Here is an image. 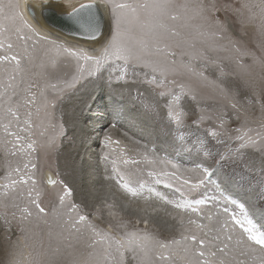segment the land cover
I'll return each instance as SVG.
<instances>
[{"label":"rangeland","instance_id":"374dc122","mask_svg":"<svg viewBox=\"0 0 264 264\" xmlns=\"http://www.w3.org/2000/svg\"><path fill=\"white\" fill-rule=\"evenodd\" d=\"M4 1L3 3L7 5L8 1L7 0L5 2ZM22 1L23 0H20V4H21V9L23 10ZM101 1L105 3L109 9V17L112 24V26L110 27L111 30H110V38H109L111 39L114 32V16L112 14L110 4H107L105 0H101ZM255 1L256 0H215L217 7L221 8V11L216 13L212 17V19L214 21L218 17L223 27L222 28L217 27L213 23L212 29L219 31L222 35V39L217 38L215 40H212L209 37L198 35V32L200 31L206 32L209 30L208 25H204V27L202 28H197L198 25L204 24V22L199 18L193 19L189 22L191 25L190 32L194 36L192 40L189 41L182 40L179 36L172 38L170 37V40L172 42H179L180 44V47L175 48V51L177 52V55L175 57V59L177 60V66H179V63L181 61L187 63L191 59V57L188 55L181 56L180 55L181 52L195 53L197 55V58L191 60L192 64L197 70H202L205 73V75L208 77V80H202L182 70L179 72V74L176 75L170 74L168 76L169 80L174 79L177 82V84L183 83L187 88H190L197 96V99L195 101H193L190 98V96H184L182 98L180 106L181 108H183L185 112V116L183 117L182 127L178 128L177 126H175V123L170 121L167 117V110L164 107V105L167 104L168 97H164V98L159 97L158 92L160 91V89H154L152 86L143 83L145 79L144 77L145 73L148 72L149 70L147 71V69L143 68L139 64L130 65L126 77V80L128 81L125 80V81L117 82L118 85L124 87L126 91L130 93L132 100H130L129 103L132 104V102H135L136 108L133 109L134 110L133 118L141 117V115L144 114L143 111L145 112L148 111L149 113L147 114L148 119L150 118L149 123H151L152 120L155 121L151 123V126L152 125L154 126L155 124V128L157 130L156 132L159 133L157 134L154 132L153 134V132H151L148 133V137H146L145 140L137 139V141L143 146V148H140L135 146L132 147L126 140L123 139L120 140V138H116L114 136V133L110 129L108 130L106 129V132H108V134H105L103 139L105 140V136H110L112 138V141L114 142L119 141V143L118 144L112 143L111 146H108L106 148L105 142L102 139L100 142L101 144L95 147L96 151L97 150L101 151V153H102V148H105V151L102 154L108 152L109 157H112V159H115L119 163H121V161L124 158H130V159L134 158L137 161L139 160V163L134 165L133 164L124 165L123 163H121L122 171L125 172L126 174H130L133 181H136L138 179L148 180L150 186L155 189V192L161 194V196H157L155 195V193H149L148 189H145L142 196L132 197L131 195L127 194L123 189H121L119 186L118 187L114 185L111 186V189H114L115 193L118 192L116 194L120 198H122L121 196L123 195L125 199H128L127 205L128 203H130L129 205H131L130 213L127 212L128 208H125L123 212L118 208H111L117 211L115 212L114 210H111L106 206L107 204L110 203V201L112 203L114 201H117L118 200L117 198H116L117 200L113 198L111 200H102L101 202L103 204L100 202L102 205H99L100 203H96L97 201L93 200V202H91V206L93 207L92 209H96L102 206L103 210L102 212H98L95 210L90 211V209L87 208V204H85L86 200L89 199L87 198V196L95 186H99L100 188L101 185L103 186L106 185V181L104 180V178H66L65 179L62 176L65 174H62V169L60 168L61 167L60 159L63 156L64 152L66 151L67 147L71 146V148L73 149L78 146L77 134L80 131L79 130L80 127L77 126V129H75L74 127L71 126L72 127L71 133L69 132L68 126L71 124L68 119H70L71 117L72 120V118H74V112H77L78 109L75 110L74 108L71 113L70 112L71 110H69L70 108L67 105H69V103L71 105L72 101L78 100V97L81 94L80 90L83 87H85V85L89 82L88 80L91 79V81L93 82H98L97 80H100V78L103 77L102 71L103 72L106 71L104 73L105 75L107 74L106 77L109 78L108 76L112 74L110 72H112V68H113V65L111 63L106 64L107 65L106 68L104 66V68H102L103 70L101 69V71L97 74V76L91 77L87 80L82 81L83 83L81 82L80 84H77V86L74 88L75 89L74 91L73 89L65 90L64 88L65 83L71 82L73 76L77 74V59L69 55L67 52H65L64 48L67 47L77 51L83 49L84 51L88 52L90 55H100L101 53L100 51L105 47V45L108 44L110 40L108 39L107 40L108 42H106L102 46H99L100 48L99 47L92 48L89 45L79 46V47L76 45L75 46L70 45L69 43H66L67 44L66 45L65 43H61L57 40L51 39L48 36H46L47 39H44L43 37H45V35L41 34V32H39L35 28V26L29 21L26 14L24 13V10L23 13L25 19L33 26V28L36 29V32L40 33V35L37 36V34H35L36 32L33 33V31L31 32L29 28L24 27L22 24L19 25L20 23L19 21L13 23L10 20L3 19L2 17L11 14L9 13L10 10L8 8H5V12L0 14V20H1L0 25H3L7 29V31L4 32L5 34L3 33V38L8 36L12 37L11 35L14 34L12 38H14L15 41L11 42V44L12 45H15L16 43L17 44L15 47L14 46L12 47L13 50L11 49L12 52L11 51L10 52L11 53L14 52L15 54H18L22 57L21 69L23 71H25L26 68L28 70L29 69L28 67L31 68L30 71H33L34 69V71L30 73V75H28L30 71L27 72L26 70V72H23L22 76L18 75L16 77V82L14 81V83L19 84V88L16 89V91L18 92V96L16 99L14 98L15 102L19 101L22 104V100L19 99L18 97L19 95H21V97L24 95L22 89L29 82L37 85V87L32 89V91L35 89L34 92H37V96L39 95V89H40L39 85L41 84V88H42L48 82L51 81L52 82L48 84H54L55 81L57 82L60 81L61 84L56 82L57 83L56 85L58 89L64 88L63 91L65 93L62 92L61 94L57 91L52 92L54 90L48 88L46 90L45 95L47 94L46 95L47 99L49 97L48 99L49 102L55 100L56 107L53 108L49 103V107L46 110L43 107L41 108V112H40L41 115L39 116L35 114V108L34 107L32 108L33 111L32 121L34 123L33 124L34 126L32 128V133L34 138L33 136L32 138L35 139L38 144L37 151L32 153V157L35 158L33 154L38 155L35 158V164H36L35 175L37 180L41 183V184L39 183V187L41 189L43 188L42 190L43 195L41 199H42V204L44 203L43 206L48 210V214L37 216L35 214V209L33 208L32 209L33 215L31 217H28L27 220H23V221L21 220L20 209L18 212L16 210L18 207L22 208L27 203L26 196L19 197V193L21 191L26 192L27 190L26 185H18L15 191H10L9 192V194L11 193L10 197L9 196L5 197L4 195L0 194V200L3 201L4 197L7 198L6 200H4L6 201L5 203L0 202L1 204L0 208L1 209L5 208L9 210L12 209L14 213L13 215L15 214L17 215L15 219L12 221L8 219V221H10L11 223L9 222L7 223L6 218H2L4 221L0 218V238H1L0 249H2L0 250L1 251L0 257L3 256L2 252H4L3 249L4 243L2 244V241L6 239L5 241L7 244L10 242V239L7 240V234H8V238H13L12 243L15 246V247L13 246L15 248L14 251H13L14 248L12 249L11 247L10 248L5 247V249L7 248L6 253L8 255V258L10 253H11L10 258L11 257L14 258L16 252H18L19 254L17 257H15L17 259H14L17 262L13 261L10 262V264H52V260L54 261L53 264H86V262H89L91 259H93V257H90L89 254L93 253L94 250L88 247V244L91 242L90 232L87 229H81V231L78 234L77 232H75V230L71 229L68 224L65 223L67 219L66 216H55L52 214V208L56 207L58 203L56 200V196L54 194L60 192L61 187L59 185L55 187L47 185L46 184L47 178L45 177H48L49 175H51L54 179L56 177L63 180L73 190V195L71 197V200L81 206V212L87 214L88 217L90 218L89 220L91 221L93 220L92 223L95 224L98 229L110 230L113 235L118 236L122 234L123 230L120 229L118 225L123 221H127L129 223L128 224L129 230H133L136 228H139L141 230L146 229L148 232L152 233L158 238L165 240L172 239L174 237L178 238L180 232L184 228H188L190 231L196 230L195 226L187 224V221L191 218V219H197L199 223L205 224L208 226V228L213 230L209 234V238H211V236H214L216 234L215 230L218 229L221 224L227 221L228 231L232 235V241L231 242L225 241V242L229 243L230 249L236 246V240L241 238L242 236L244 237L245 246L252 244V242L247 241L246 236H244L242 229L238 225H235V223L230 219L232 213H236L237 216H239L240 211L236 206V204L229 203V200L244 204L245 208L247 209L253 221L258 226L262 227V229H264V153L252 149H245L242 157L233 155L232 154L233 151L238 146L237 141L229 139L226 136H221L219 137V139H221L223 143H217L215 139L211 138L208 135L207 130L216 127L215 117L221 111L226 113L224 118L228 121L227 127L229 129H236L240 127L245 120L247 121L246 127H250L254 130H257L259 128V125L261 123H264V43H263L264 20H262L260 17L259 14L260 12L258 7H253L251 11L246 9L250 13V15L253 16L252 18H250L251 21L247 19V17L244 15L245 8L241 7V5L244 3H250V4L253 3V5H258L260 2V0H257L256 2ZM63 2L66 3L61 4ZM85 2H89V0H48L47 3L48 5H51V3L62 5L60 7L65 10L64 11L58 10V11L67 13L70 10H72L73 7H77ZM130 2H135V0H130ZM140 2H142V0H140ZM176 2L178 4H183L182 2H184L187 3L190 6V8H194L195 5L199 3L208 4L213 2V0H176ZM224 5H229V7L227 9H224L223 8ZM237 9H239V11H236ZM189 14L191 15L192 13L190 12ZM255 17H257L256 20ZM169 23L175 25L179 33L182 32V27H183L182 25H184L183 20L170 21ZM17 27L21 29L19 33H17L16 31ZM122 27L127 28L128 32L130 33L129 35H131V37L133 38H140L141 36L138 35H142L141 34L142 28L140 24L135 21L124 24L122 25ZM134 30L135 31L137 30V33ZM143 30L146 31V29ZM31 33L33 34L34 38H31L33 37ZM21 35H23V38H21L22 37ZM36 36L37 39L35 38ZM27 37L29 38L28 42H27ZM19 39H21L23 43L25 41L24 39H26L25 43L27 42V44L29 45L28 47H30L29 49L31 50L30 51L27 49L26 53L29 56L26 55V58L29 59L32 58L31 60L29 59L28 61L24 60L25 56L23 55L24 56L23 57L20 53H17L15 51V48L19 44H20L19 47H17L18 49H20V46H22L20 43L21 41H19ZM30 39L32 40L36 39V40L31 41ZM38 40H40L39 41L40 44L36 43L38 42ZM191 41H192V45H194V47L192 48L188 47ZM32 44L34 45L32 46ZM36 44H39L41 47H38L39 45ZM6 45L7 44H5L4 48L0 49V55H3L1 51L8 52V51H4L5 49H7ZM32 48L34 49L37 48V53L38 51L40 52L39 54L41 55L39 56V60L38 58L33 56L34 52L36 53V50L34 51ZM195 48H197L198 50H195ZM237 48L239 49V51L236 50ZM199 49L203 50V52H199ZM32 51L34 52L32 53ZM29 52H31V54H29ZM49 52L51 54H49ZM201 53L202 56L200 55ZM243 53H249V54L244 55ZM152 55L148 56L147 58L152 60H157L159 58L157 55H153V56ZM44 57L46 58L44 59ZM43 59H44V63L42 62ZM213 61H215L216 63H213ZM31 62L35 63L36 66H33L34 64H32ZM40 62L43 64V67L42 65L39 64ZM79 63L83 64L84 61L81 60L79 61ZM29 64L31 65L29 66ZM53 64H55L54 67ZM26 65L27 67H25ZM89 65L87 66L89 67ZM45 66L47 67V69ZM219 66H223L224 68L225 75L223 77L220 76ZM41 67L43 68V71ZM11 68H12L11 64L8 63H3V65L0 64V69L11 70ZM40 70L42 72V75L41 72H39ZM58 70L59 72H57ZM36 71H38L39 73H37ZM64 71L66 75H63ZM51 72L53 74L49 75V73ZM58 73H60V76ZM0 74H3L2 78H0L3 81L1 80L0 83L3 82V84L5 85L6 82L8 83V80L6 79L9 73H6L5 71H0ZM26 75H28V77ZM41 76L46 78L44 79ZM41 78H43L42 80L44 81L40 80ZM63 78L64 80H62ZM22 79L24 83L20 82ZM213 81H215L216 83L215 84L212 83ZM41 82L45 84L43 85ZM111 82H116V81H114L113 79ZM21 84L22 85L25 84V86H21ZM217 84L223 85V87L228 90L230 96L235 97L234 102H236L238 104V107L242 109V111L240 112L239 119L236 118L237 115L236 111L233 110L229 106L228 101L221 96L219 89L216 87ZM170 86L175 87V85H170ZM19 89L20 91H22L21 93ZM11 91H9V93H11ZM67 92H69V94ZM70 92L75 94L74 96L71 97V100L68 99V97L71 95ZM114 95H118V94L115 92ZM37 99H38L37 104L42 105L43 100H41L40 96H38ZM136 101L137 102L139 101L138 104ZM74 103L79 104L78 101ZM106 105L110 106L107 103V101L105 103V106ZM126 105L128 104L125 101L121 100L120 102H116V105L114 106L115 109L110 113L103 112L101 114L99 111H94V112L90 111L89 113H91L90 115L94 117L95 115H99L100 120L105 119L109 116V119H111V123L109 124L110 126L108 125L107 128L113 127V129L115 130L120 128L121 131L127 133V130L125 129L126 127L125 124L127 122ZM201 110L204 111L202 112ZM19 111H20V115L22 116L21 117L22 120L24 118L23 117L24 114L22 113H25L26 109L24 107H21ZM202 114L205 116H211L212 119H206L199 126L193 124V121L197 120ZM117 116L119 117L118 120H121L120 122L114 121V118H116ZM133 122L134 119L130 121V124L132 123V125L129 124V128H133L134 130H137L138 128L140 129V127L135 128ZM61 123L64 125V129H65L64 135L58 137L53 147L51 148L46 146L41 147V145L47 144V140L49 137L54 136L59 132V125ZM49 125H55V127L53 128L50 127ZM13 129H12L13 131H18V129L15 127V124L13 126ZM44 129H47V131L45 132V135L41 136L40 132L43 131ZM145 131L147 132L148 129H145ZM0 132H1L0 134L4 135V136L0 135V148L3 149L5 154H7L5 158H3L4 161L0 154V166H1L0 184H4L7 183V180L5 179L6 173L9 169L12 168L11 164L14 162V159L10 160L8 158V155L11 154L7 150L8 148L11 147V145L9 144L6 146L2 142L6 139H11V138L6 137L2 128H0ZM20 134L21 135L23 134L22 136L27 137L26 133H20ZM181 134H183L184 136L183 140L179 139ZM231 135L235 136L237 135V133L232 131ZM200 141L205 142L206 148L211 152L210 156H205L203 154V150H198ZM144 148L147 150L146 152ZM107 149H109L110 151ZM121 149H123V153H121ZM140 151L142 152L143 156ZM145 153H147L148 156L150 155L149 156L150 158L153 157L152 159L155 160V163L147 162L144 159ZM17 155L15 156L11 155V156L15 158ZM222 155L226 157L223 160H221ZM159 157H161L168 164H166V166L160 165ZM94 159L101 161V157H99L97 154H95ZM23 164L20 166L21 169H23ZM172 164L178 165L179 171L173 169L171 167ZM45 166L47 167V169ZM108 166H110V168L112 167L111 165ZM154 167H156L157 169L159 168L158 171H156L157 169ZM168 167H170V170L171 169L172 170L164 171V169L165 168L167 169ZM202 167L209 168L211 175L209 179L205 182V184L197 189H191L189 185H184L182 180H178L176 177L161 176L160 177L161 180L167 181V183H171L173 185V187L170 188L167 186V183H156L155 178L148 177L147 175L149 171H156L157 173L167 172V171L168 173L176 172V176H183L189 178L193 183H195L196 180L199 178V175H202L201 173ZM186 169H195L196 172L195 173L187 172L185 171ZM13 178H15V176ZM2 179L5 182H2ZM111 179L113 180V182H115V179L112 178V175H111ZM177 187L181 188L182 192L184 193L183 197L181 196L180 192L176 191ZM118 189L121 191H118ZM0 191H1L0 193H2L3 189H0ZM12 195H16L17 198L16 197L13 198ZM228 195H232L234 197V200L228 197ZM89 197L92 198L93 195L90 194ZM162 197H166L167 200L170 201H182L183 199H188V200L203 199L205 203L197 206L200 209V215L198 216L197 214L192 213L190 210L176 208L174 204L167 203L164 199H162ZM11 199H14L11 201L12 203H10ZM120 200L121 201L119 202L118 206L120 205V203H122V199ZM8 201L10 204L8 203ZM7 203L8 205H6ZM225 208H228L229 212L225 213L224 212ZM119 210L121 213L118 212ZM1 211L4 216H9L10 214V211L5 213L3 210ZM112 212L116 213V215H111L110 213ZM209 215L212 216L211 220L207 218ZM16 219H18L19 221ZM145 219H147L148 221L147 225L143 223ZM181 219H183L184 221L183 225H181L180 223ZM106 220H108V222ZM137 220L140 221L139 224H137ZM109 222H111V224ZM4 223L12 226L6 225ZM22 228L24 229L23 231L21 230ZM252 247H255L257 249L255 253L256 255H260L261 252L264 251L260 249L259 246H256L254 244H252ZM57 254L58 255L61 254L62 256H59L60 257V258L58 257L59 259H57V257L54 258L52 257L53 255L58 256ZM250 256L251 254H249V256H239L238 259L246 261L247 264H252V261L250 260ZM0 262L3 263L4 260H0ZM5 264H7V262ZM126 264H138V257L137 259H133V254L128 253L126 256Z\"/></svg>","mask_w":264,"mask_h":264},{"label":"snow or ice","instance_id":"6c2138e0","mask_svg":"<svg viewBox=\"0 0 264 264\" xmlns=\"http://www.w3.org/2000/svg\"><path fill=\"white\" fill-rule=\"evenodd\" d=\"M42 3L47 4L48 0H41ZM107 4H110L112 14L114 16V32L107 45L101 50L100 55H90L83 49L77 51L65 47L64 51L69 55L77 59V74L73 76L72 81L65 83V89H74L77 84L87 80L91 77H95L101 69L111 63L113 65L112 74L109 76V81L113 79L116 82L125 81L128 68L130 65L139 64L143 68L149 71L145 73V79L143 83L152 86L154 89H160L158 92L159 97H168L167 104L164 107L167 110V117L170 121L175 123L179 128L183 126V117L185 112L181 108V101L184 96H190L195 101L197 99L196 94L187 88L183 83L177 84L173 80H169L168 76L179 74L182 70L188 74L200 78L202 80H208V77L202 70H197L192 64L191 60L196 59L195 53L181 52L180 55H188L191 59L185 63L181 61L177 66V60L175 59L177 52L175 48L180 47L179 42H172L170 37H178L180 35L175 25L170 24V21L183 20L184 25L188 26V23L196 18L201 19L204 24L198 25L197 28H202L204 25H208V31H200L198 35L209 37L212 40L217 38L222 39V35L219 31L212 29L214 23L217 27L222 28L223 25L217 17L214 21L212 17L221 11V8L217 7L215 0L213 2L204 4L199 3L194 8H190L187 3L178 4L176 0H105ZM10 10V15L4 16L3 19L10 20L13 23L19 21L24 27L29 28L31 31L36 32V29L25 19L23 10L21 9L20 0H9V3L5 5L3 0H0V14L5 12V8ZM96 7L94 0H89L88 3H82L78 7H73L71 12L67 13L70 17H74L78 22L81 19V14L87 12L88 23L82 24L81 26L89 32L93 38L99 32V28L92 22V10ZM229 5H224L223 8L227 9ZM242 8L251 11L253 7H258L261 19L264 20V0H260L258 5L250 3H244L241 5ZM236 11H239L237 9ZM192 13L191 15L189 13ZM255 15V14H253ZM135 21L140 24L142 29H146L144 34L140 38H133L129 35L128 29L122 27V25ZM20 28L17 27V33L20 32ZM7 29L0 25V49L5 47L6 40L3 38V33ZM40 35L39 32H36ZM47 39V37H43ZM13 45L7 43V49L11 50ZM188 47L192 48L194 45L189 44ZM239 51V49H236ZM157 55V60L148 59V56L152 54ZM248 55L249 53H243ZM202 56V53L200 54ZM84 61L83 64L79 61ZM8 63L12 65L11 70L0 69V71L8 72L7 80L8 83L5 86L0 83V128L3 129L5 135L11 139L3 141L5 145H11L8 148V152L15 156L18 153L27 157L23 164V169L19 166L11 168L7 171L5 179L7 183L0 184V189L3 192L0 193L7 196L10 191H15L18 185H26V192L21 191L20 197L27 198V203L20 208L21 220H27L28 217L33 215V208L37 216L47 215L48 210L42 204L43 191L39 187V181L36 178V164L32 163V153L37 151V141L32 139V128H33V111L35 107V114L40 115L41 108L45 110L49 107V103L54 108L55 100L49 102L45 95L48 88L53 89L62 94L64 89H58L56 84H46L44 87L39 89V96L43 100L42 105L37 104V92L32 91L33 88L37 87L34 83H27L22 89L24 95L20 98L22 104L17 101L13 106V100L18 96L16 91L19 88V84L14 83L18 75H23L21 69V56L9 51L8 54L0 55V64ZM55 63V62H53ZM88 67L87 65H89ZM213 63H216L213 61ZM220 76L225 75L223 66H219ZM118 73V74H116ZM23 79L21 83H23ZM212 83H216L213 81ZM170 85H175L171 87ZM216 87L219 89L221 96L228 101L229 106L236 111V118H240L241 108L234 102L235 97L230 96L228 90L223 85L217 84ZM11 89V93H9ZM7 105V106H5ZM24 107L26 109L24 113L23 121L21 122V115L19 109ZM202 112L204 110H201ZM226 113L223 111L219 112L216 117V127L208 129V135L215 139L217 143H223L219 137L226 136L229 139L238 142V146L233 151V155L243 156L245 149H252L264 153V123L259 125L257 130L250 127H246L247 121L245 120L242 125L236 129H229L227 127L228 121L224 118ZM206 119H212L211 116L200 115L197 120L193 121V124L199 126ZM6 121V122H5ZM18 131H13V126ZM55 127V125H49ZM47 129L40 132V135H45ZM234 131L237 135L232 136L231 132ZM20 133H26L27 137L22 136ZM65 133L64 125H59V132L48 138L46 145L41 147H53L58 137L63 136ZM179 139L183 140L184 136L181 134ZM105 145L110 146L112 143L118 144L119 141H112L110 136H105ZM198 150H203L205 156H210L211 152L206 148L205 142H199ZM123 153V149H121ZM103 158L108 161L109 153L105 152ZM224 155L221 156V160L225 159ZM144 159L149 163H155V160L151 159L147 153L144 154ZM121 163L124 165L137 164L139 161L130 158H124ZM164 163V161H161ZM113 177L117 180V183L121 189L132 197L142 196L145 189H148L149 193H155L157 196H161L160 193L155 192L145 179H138L133 181L130 174H126L121 171L117 166L115 159L111 160ZM171 167L179 171V166L172 164ZM187 172L195 173V169H186ZM202 175L195 183L191 179L176 176V172H160L149 171L148 177L155 178L156 183H167V181L161 180V176H172L178 180H182L184 185H189L191 189H197L204 185L209 179L211 172L207 167L201 168ZM15 176V178H13ZM46 184L49 186L61 187V191L56 193V200L58 201L57 206L52 208V214L55 216H66L65 223L75 232L79 233L81 229H87L91 236V242L88 244L89 248L94 251L90 253V257H93L86 264H126V256L128 253L133 254V259H137L138 264H247L246 261L238 259L239 256H250L252 264H264V251L260 255H256L257 249L252 247V244L259 246L260 249L264 250V229L258 226L244 204L237 203L236 201L229 200V203L236 204L240 211V215L232 213L230 219L238 225L247 241L252 242L245 246L244 237L236 240V246L234 248L229 247L232 235L228 231V222L225 221L216 229V234L209 238V234L213 231L208 228L207 225L199 223L197 219H189L188 225L195 226V231H190L188 228H184L178 238L172 239H160L146 229L141 230L139 228L129 230L128 222H121L118 227L122 229V234L116 236L113 235L110 230H101L96 227L92 221L89 220L87 214L81 212V206L71 200L73 190L61 179L53 178L51 175L47 177ZM168 187H173L171 183H167ZM177 192L184 196L180 187L176 188ZM147 199V197H146ZM167 203L174 204L178 209L190 210L192 213L200 215V209L197 207L205 203L203 199L188 200L183 199L182 201H170L166 197H162ZM108 208H114V204H107ZM224 212H229L228 208L224 209ZM111 215H116L112 212ZM209 220L212 216L207 217ZM140 221L137 220V224ZM147 225L148 221H143ZM181 225L184 224L183 219L180 221ZM111 227V226H110ZM24 230L23 228L21 229ZM223 233V235H222Z\"/></svg>","mask_w":264,"mask_h":264},{"label":"bare ground","instance_id":"6f19581e","mask_svg":"<svg viewBox=\"0 0 264 264\" xmlns=\"http://www.w3.org/2000/svg\"><path fill=\"white\" fill-rule=\"evenodd\" d=\"M4 1V0H3ZM6 1V0H5ZM4 1V2H5ZM8 1V3H9V0H7ZM257 1V0H256ZM255 1V2H256ZM70 2V1H69ZM68 2V3H69ZM94 2H96V3H98L102 8H103V12H104V16H105V23H106V27H105V30H104V32H103V34L100 36V37H98V38H96V39H92V40H87V39H83V38H79V37H75V36H71V35H68V34H65V33H63V32H60L59 30H57L56 28H54V27H52V26H50L49 24H47L46 22H45V20H44V18H43V15H42V11L44 10V9H53V10H55L57 13H63V12H59L58 10H62V11H64L65 9H63V8H61L60 6H62V5H58V4H56V3H51V5H48V3L47 4H44V3H42L41 2V0H23L22 1V5H23V10H24V13L26 14V16H27V18L29 19V21L35 26V28L39 31V32H41V34H43V35H45V36H48V37H50L51 39H54V40H57V41H59V42H61V43H69L70 45H73V46H87V45H89V46H91L92 48H97V47H99V46H102V45H104L106 42H108L107 40L110 38V30H111V26H112V24H111V21H110V17H109V9H108V6L105 4V3H103L101 0H95ZM244 2V1H243ZM7 3V2H6ZM66 2H63V3H61V4H65ZM182 3H184V2H182ZM241 4V3H240ZM253 4V3H252ZM72 7V6H71ZM7 8V7H6ZM238 8V7H237ZM233 9V8H232ZM6 11H7V9H6ZM227 11V10H226ZM241 11H243V10H241ZM8 13V12H7ZM9 13H10V11H9ZM228 13V12H227ZM226 13V14H227ZM234 13V12H233ZM236 13H238V12H236ZM235 13V14H236ZM240 13V12H239ZM253 13V12H252ZM230 14V13H229ZM260 14V13H259ZM232 15V14H231ZM244 15L247 17V19H249L250 20V18H252L253 16H251L250 15V13L248 12V10H246L245 9V12H244ZM261 17V16H260ZM3 18V17H2ZM245 18V17H244ZM232 19H234V18H232ZM257 19V17H255V20ZM260 20V19H259ZM1 21V20H0ZM243 21V20H242ZM251 21V20H250ZM253 22V21H252ZM19 23V22H18ZM3 24V23H2ZM19 25H20V23H19ZM3 26V25H2ZM128 26V25H127ZM136 26V25H135ZM138 26V25H137ZM263 26V25H262ZM4 27V26H3ZM5 28V27H4ZM190 28H191V25H190V23H189V26L187 27V26H183L182 27V32L180 33V35H179V37L182 39V40H192L193 38H194V36L191 34V32H190ZM261 28V27H260ZM24 29V28H23ZM26 29V28H25ZM127 29V28H126ZM134 29V28H133ZM136 29V28H135ZM140 29V28H139ZM257 29V28H256ZM13 30V29H12ZM11 31V30H10ZM9 31V32H10ZM135 31V30H134ZM13 32V31H12ZM15 32V31H14ZM32 32V31H31ZM136 33H137V30L135 31ZM144 30L142 29V31H141V34L143 35L144 34ZM252 32V31H251ZM34 33V32H33ZM250 33V32H249ZM5 34V33H4ZM17 34V33H16ZM21 34V33H20ZM32 34V33H31ZM36 34V33H35ZM130 34V33H129ZM132 34V33H131ZM256 34V33H255ZM262 34V33H261ZM264 34V33H263ZM6 35H7V33H6ZM14 35V34H13ZM13 35H11L12 37H13ZM134 35H136V34H134ZM142 35H138V36H142ZM188 35H190V36H188ZM249 35V34H248ZM19 36V35H18ZM22 37L21 38H23V35H21ZM27 36H28V34H27ZM32 36H33V34H32ZM38 36V35H37ZM37 36L35 37L36 39H37ZM131 36V35H130ZM257 36V35H256ZM12 37H5L4 39L6 40V43L5 44H7V43H11V42H13V41H15L14 40V38H12ZM30 37V36H29ZM261 37V36H260ZM17 38V37H16ZM31 38H34V36L33 37H31ZM172 38V37H171ZM28 37H27V42H28ZM36 39H30L31 41H34V40H36ZM17 40V39H16ZM25 41H26V39H24ZM110 40V39H109ZM19 41H21V39H19ZM25 41H24V43L21 41L20 43H21V45L22 46H20V49H18L17 47H19V45L15 48V51L17 52V53H20L22 56L24 55L25 56V59L24 60H27L28 61V59L29 58H26V55H28L27 53H26V51H27V49L28 50H30L29 48L30 47H28L29 45L27 44V42L25 43ZM40 40H38V42H36V43H39L40 44V42H39ZM252 41V40H251ZM17 42V41H16ZM247 42V41H246ZM263 43H264V41H263ZM17 44V43H16ZM16 44L15 45H13L14 47L16 46ZM39 44H36V45H39ZM68 44V45H69ZM189 44H191L192 45V41H191V43H189ZM245 44V43H244ZM251 44V43H250ZM34 44H32V46H33ZM67 45V44H66ZM7 46V45H6ZM31 46V47H32ZM257 46V45H256ZM37 47V46H36ZM38 47H41L40 45L38 46ZM100 48V47H99ZM102 48V47H101ZM199 48V47H198ZM34 51L36 50V53L34 52V51H32V53L34 52V55L33 56H35L36 58H38V60H39V56L41 55V54H39L40 52L38 51V53H37V48L36 49H34V48H32ZM13 50V49H12ZM41 50V49H40ZM175 50V49H174ZM195 50H198L197 48H195ZM4 51H8V52H3V51H1L2 52V54L4 55V54H8L9 53V51H11V50H8V49H5ZM31 51V50H30ZM47 51H49V50H47ZM46 51V52H47ZM253 51V50H252ZM12 52V51H11ZM97 52V51H96ZM101 52V51H100ZM199 52H203V50H200L199 49ZM251 52V51H250ZM14 53V52H13ZM99 53V52H98ZM29 54H31V52H29ZM37 54H39V55H37ZM49 54H51L50 52H49ZM38 57H37V56ZM53 55V54H52ZM54 55H55V53H54ZM58 55V54H57ZM153 55H155V54H153ZM152 55V56H153ZM23 56V57H24ZM29 56V55H28ZM51 56V55H50ZM31 57H32V55H31ZM47 57V56H46ZM46 57H44V59L46 58ZM52 57V56H51ZM60 57V56H59ZM59 57H57V58H59ZM61 57H63V56H61ZM155 57V56H154ZM153 57V58H154ZM22 58V57H21ZM35 58V59H36ZM55 58V57H54ZM32 59V58H31ZM31 59H29V60H31ZM41 59V58H40ZM44 59L42 60V62L44 63ZM61 59V58H60ZM57 60V59H56ZM55 60V61H56ZM59 60V59H58ZM21 61H22V59H21ZM49 61V60H48ZM32 63V62H31ZM38 63V62H37ZM53 63V62H52ZM22 64V63H21ZM32 64H34L33 66H36L35 65V63H32ZM40 65H42V67H43V64L40 62L39 63ZM90 64V63H89ZM3 65V64H2ZM6 65V64H5ZM24 65V64H23ZM31 64H29V66H30ZM52 65V64H51ZM54 65L55 64H53V67H54ZM106 66L107 65H105V68H106ZM142 66V65H141ZM22 67H24V66H22ZM25 67H27V65L25 66ZM41 67V68H42ZM46 67V66H45ZM45 67H44V69H45ZM89 67H90V65H89ZM136 67V66H135ZM29 69L27 70V68H26V70H27V72L28 71H30L31 70V68L30 67H28ZM34 68V67H33ZM40 68V69H41ZM51 68V67H50ZM104 68V67H103ZM132 68V67H131ZM139 68H141V67H139ZM39 69V68H38ZM46 69H47V67H46ZM53 69V68H52ZM108 69V68H107ZM135 69V68H134ZM26 70L25 71H23V72H26ZM35 70H36V68H35ZM103 70V69H102ZM131 70H133V69H131ZM138 70V69H137ZM140 70V69H139ZM144 70V69H143ZM10 71V70H9ZM33 71H34V69H33ZM33 71H30L29 73H28V75H30V73H32ZM42 71H43V68H42ZM52 71V70H51ZM147 71H148V69H147ZM37 73H39V72H41V70L38 72V71H36ZM46 72V71H45ZM57 72H59V70L57 71ZM104 72H106V71H104ZM103 71H102V73H103V77H101L100 78V80H97L98 82H93V81H91V79L90 80H88L89 82L85 85V87H83L81 90H80V96L78 97V100H75V101H72L71 103V105H70V103H69V105H67L70 109L69 110H71L70 112L72 113V111H73V109L75 108V110L76 109H78L77 110V112H74V118H72V120H71V117H70V119H68L69 121H70V124L71 125H69L68 126V130H69V132L71 133V128L72 127H74L75 129H77V126L78 127H80V131L78 132V146L77 147H75V148H71V146H68L67 147V149H66V151L64 152V154H63V156L61 157V169H62V174H65V175H62L65 179L66 178H104V180L106 181V185L105 186H103V185H101V187L99 188V186H95L94 188H93V190H91L90 192H89V195L91 194V195H93V197L91 198V197H89V195L87 196V198H89V199H87L86 200V202H85V204H87V208L88 209H90V211H98V212H102V206H100L99 208H96V209H92L93 207L91 206V202H93V200H96L97 202L96 203H100L102 200H111L112 198L113 199H116L117 201H114L113 203L110 201V203L109 204H114L115 205V207L114 208H118V209H120L122 212H123V210H125V208H128L127 209V212H131V210H130V206L131 205H129L130 203H128V205H127V200L128 199H125L124 198V196L122 195L121 197L122 198H120L116 193H118V192H116L115 193V191H114V189H111V186H119L118 185V183H117V181H116V179H115V182H113V180L111 179V175L113 176V171H111V175L108 173V171H107V166L108 165H111V159L109 158V160L108 161H106L102 156H103V152L105 151V148H102V153H101V151H96V146L97 145H100L101 143V140L103 139V137H104V135L105 134H108V132H106V129L108 130V129H110L113 133H114V136L116 137V138H120V140L121 139H123V140H126L132 147H140V148H143V146L137 141V139H143V140H145V138L146 137H148V133H151V132H153V134H154V132L155 133H157L156 131V128H155V124H154V126L152 125L151 126V123L152 122H155V121H153L152 120V122L151 123H149V119H148V115L147 114H149L148 113V111H143L144 112V114L143 115H141V117H138V118H133V109L134 108H136L135 107V102H132V104H130L129 102H130V100H132V97L130 96V93L128 92V91H126V89L124 88V87H122V86H120V85H118V83L117 82H110L109 81V78H107L106 76H107V74L105 75V73H104ZM131 72H134V71H131ZM146 72V71H145ZM6 73H8V72H6ZM35 73V72H34ZM33 73V74H34ZM110 73H112V72H110ZM144 73V72H143ZM25 74V73H24ZM36 74V73H35ZM43 74H44V72H43ZM50 74H53L52 72L51 73H49V75ZM59 74V76H60V73H58ZM109 74V73H108ZM2 75L3 74H0V78H2ZM28 75H26L27 77H28ZM37 75V74H36ZM40 75V74H39ZM41 75H42V72H41ZM46 75H48V74H46ZM63 75H66L65 74V71H64V73H63ZM62 75V76H63ZM137 75V74H136ZM139 75V74H138ZM5 76V75H4ZM3 76V77H4ZM62 76H61V78H62ZM97 76V75H96ZM41 77H43V76H41ZM58 77V76H57ZM109 77V76H108ZM129 77V76H128ZM145 77V76H144ZM40 78V77H39ZM44 78V77H43ZM43 78H41L40 80H42ZM46 78V77H45ZM44 78V79H45ZM55 78V77H54ZM6 79V78H5ZM25 79V78H24ZM34 79V78H33ZM38 79V78H37ZM57 79V78H56ZM55 79V80H56ZM94 79H96V78H94ZM93 79V80H94ZM139 79H141V78H139ZM2 79H0V81H1ZM7 80V79H6ZM32 80V79H31ZM36 80V79H35ZM53 80V79H52ZM62 80H64V78L62 79ZM61 80V81H62ZM3 81V80H2ZM42 81H44V80H42ZM69 81V80H68ZM115 81V80H114ZM126 81H128V80H126ZM131 81V80H130ZM136 81H137V79H136ZM16 82V81H15ZM21 82V81H20ZM47 82V81H46ZM52 82V81H51ZM51 82H48V83H51ZM54 82V81H53ZM57 81H55V83L54 84H57V83H59V84H61L60 83V81H58L57 83H56ZM67 82V81H66ZM87 82V81H86ZM1 83H3V82H1ZM7 83V82H6ZM5 83V86L7 85ZM24 83V82H23ZM26 83V82H25ZM42 83V82H41ZM47 83V84H48ZM83 83V82H82ZM43 84V83H42ZM45 84V83H44ZM43 84V85H44ZM58 84V85H59ZM64 84V83H63ZM21 86H25V84H21ZM40 87L39 88H41V84L39 85ZM129 87H131V86H129ZM24 88V87H23ZM65 88V87H64ZM63 88V89H64ZM78 88V87H77ZM59 89H62V88H59ZM35 90V89H34ZM33 90V91H34ZM66 90V89H65ZM68 90H70V89H68ZM72 90V89H71ZM75 89H73V91H74ZM134 90V89H133ZM9 91H11V89H9ZM19 91H20V89H19ZM138 91H140V90H138ZM155 91H157V90H155ZM22 91H20V93H21ZM52 92H55V91H52ZM64 92V91H63ZM72 92V91H71ZM70 92V96L68 97V99H70L71 100V97L72 96H74L75 94H73V93H71ZM117 93L118 95H114V93ZM65 93V92H64ZM68 94H69V92H67ZM145 93H147V92H145ZM52 94V93H51ZM50 94V95H51ZM55 94V93H54ZM53 94V95H54ZM77 94V93H76ZM134 94H136V93H134ZM23 95V94H22ZM47 95V94H46ZM151 95V94H150ZM39 96V95H38ZM37 96V97H38ZM49 96V95H48ZM52 96V95H51ZM56 96V95H55ZM54 96V97H55ZM20 97H21V95H19V99H20ZM138 97V96H137ZM17 98V97H16ZM15 98V99H16ZM51 98V97H50ZM108 98V99H107ZM152 98V97H151ZM39 99V98H38ZM37 99V100H38ZM48 99H49V97H48ZM107 99V100H106ZM122 101H125L128 105H126V110H127V113H126V119H127V122H126V127H125V129L127 130V133H124V131H121L120 130V128L119 129H117V130H115V129H113V127L111 128V127H109V128H107L108 127V125L111 123V119H109V116L107 117V118H105V119H99V115H95V117L94 116H91L90 114L91 113H89L90 111H99L101 114L103 113V112H111V111H113L114 109H115V105H116V102H120L121 100ZM137 99V98H136ZM148 99V98H147ZM42 100V99H41ZM70 100H68V101H70ZM14 102H15V100H13ZM64 101V100H63ZM68 101H67V103H68ZM76 101H78L79 102V104H76V103H74V102H76ZM106 101H107V103L110 105V106H105V103H106ZM140 101V100H139ZM138 101V102H139ZM13 102V106L15 105V103L17 102H15L14 103ZM137 102V101H136ZM138 102H137V104H138ZM147 102V101H146ZM145 102V103H146ZM150 104V103H149ZM155 105H156V103H155ZM62 106H63V104H62ZM138 106H140V105H138ZM56 107V106H55ZM145 107V106H144ZM35 108V107H34ZM150 108V107H149ZM129 110V111H128ZM152 110V109H151ZM64 111V110H63ZM117 111V110H116ZM115 112V111H114ZM118 112V111H117ZM122 113V112H121ZM120 113V114H121ZM22 114H24V113H22ZM77 114V115H76ZM41 115V114H40ZM104 115V114H103ZM124 116V115H123ZM166 116V115H165ZM22 117V116H21ZM24 117V116H23ZM118 116L116 117V118H114V121H118V122H120L121 120H118ZM158 118V117H157ZM45 119V118H44ZM121 119V118H120ZM132 119H134V122H133V124L135 125V128H138V127H140V129L138 128L137 130H134L133 128H129V124H130V121L132 120ZM33 120V119H32ZM66 120V119H65ZM168 120V119H167ZM23 121V119L21 120V122ZM44 121V120H43ZM157 121V120H156ZM169 121V120H168ZM158 122V121H157ZM167 122V121H166ZM52 123V122H51ZM34 124V123H33ZM130 125H132V123L130 124ZM162 125H164V124H162ZM36 126V125H35ZM72 126V127H71ZM97 126H98V128H97ZM110 126V125H109ZM167 126V125H166ZM176 126V125H175ZM153 128H154V130H153ZM145 129H148V131L146 132L145 131ZM166 129V128H165ZM13 130H16V129H13ZM109 130V131H110ZM33 132H34V130H33ZM105 132V133H104ZM164 132V131H163ZM1 133V132H0ZM157 134H159V133H157ZM177 134V133H176ZM175 134V135H176ZM0 135H2V134H0ZM23 135V134H22ZM34 135H36V134H34ZM68 135V134H67ZM72 135V134H71ZM112 135V134H111ZM2 136H4V135H2ZM33 136V135H32ZM133 136V137H132ZM7 137V136H6ZM61 137V136H60ZM2 138H4V137H2ZM33 138H34V136H33ZM32 138V139H33ZM157 138V137H156ZM66 139V138H65ZM153 139V138H152ZM72 140V139H71ZM118 140V139H117ZM142 140V141H143ZM69 141V140H68ZM103 141H104V139H103ZM3 142V141H2ZM159 142H161V141H159ZM38 145V144H37ZM7 146V145H6ZM67 146V145H66ZM3 147V146H2ZM140 148H138V149H140ZM172 148V147H171ZM110 149V148H109ZM109 149H107V150H109ZM145 149V148H144ZM170 149V148H169ZM4 150H6V149H4ZM135 150V149H134ZM171 150V149H170ZM8 151V150H7ZM110 151V150H109ZM112 151V150H111ZM138 151V150H137ZM147 150L145 149V152H146ZM141 152V151H140ZM144 152V151H143ZM0 154H1V156H2V159L3 158H5V156L7 155V154H5V152L3 151V149H1L0 148ZM95 154H97L99 157H101V161L100 160H96V159H94V157H95ZM100 154H101V156H100ZM133 154V153H132ZM141 154H142V152H141ZM137 155V154H136ZM20 156V157H19ZM33 156L36 158L38 155L37 154H33ZM129 156V155H128ZM142 156H143V154H142ZM150 156V155H149ZM139 157V156H138ZM8 158L10 159V160H12V159H14V162L11 164L12 165V168H15V167H17V166H21L25 161H26V159H27V157H25V156H23L22 154H18L15 158L14 157H12L11 155H8ZM35 158H33L32 157V160H31V162L32 163H35ZM153 158V157H152ZM151 158V159H152ZM8 159V160H9ZM134 159V158H133ZM3 161H4V159H3ZM139 161V160H138ZM141 161V160H140ZM145 161V160H144ZM161 161H164L161 157H159V164L160 165H163V166H166V164H168L166 161H164V163H161ZM57 162V161H56ZM148 162V161H147ZM146 162V163H147ZM2 165V164H1ZM44 165V164H43ZM62 165H63V167H62ZM131 165V164H130ZM117 166L121 169V171H122V164L121 163H119V162H117ZM133 166V165H132ZM46 167V166H45ZM51 167V166H50ZM157 167V166H156ZM156 167H154V168H156ZM0 168H1V166H0ZM42 168V167H41ZM59 168V169H60ZM137 168V167H136ZM169 168V169H168ZM167 169L165 168L164 169V171L165 170H170V167H168ZM46 169H47V167H46ZM157 169V168H156ZM159 169V168H158ZM158 169L156 170V171H158ZM1 170V169H0ZM172 170V169H171ZM170 170V171H171ZM4 171V170H3ZM162 171V170H161ZM47 172V171H46ZM128 172V171H127ZM168 172V171H167ZM35 174H36V172H35ZM49 174V173H48ZM47 174V175H48ZM1 175H2V173H1ZM40 175V174H39ZM42 177V176H41ZM45 178H47V177H45ZM44 178V179H45ZM56 178V177H55ZM62 178V177H61ZM164 178V177H163ZM2 182H5V181H3V179H2ZM41 184V183H40ZM41 189V188H40ZM42 190H43V188H42ZM56 190V189H55ZM118 191H121V190H119L118 189ZM1 192V191H0ZM121 193V192H120ZM55 195V194H54ZM7 196H11V193L9 194V195H7ZM7 196H5V197H7ZM13 196V198L14 197H16V195H12ZM4 197V199H3V201L4 200H6L7 198H5ZM19 197H20V195H19ZM45 197V196H44ZM2 198V197H1ZM17 198V197H16ZM51 198V197H50ZM122 199V203H120V205L118 206V204H119V202L121 201L120 199ZM48 199H49V197H48ZM55 199V198H54ZM12 200H14V199H11L10 200V203H12L11 201ZM44 200V199H43ZM2 200H0V202H2V203H5L6 201H4L3 202ZM16 202V201H15ZM58 202V201H57ZM8 203H9V201H8ZM8 203L6 204V205H8ZM9 203V204H10ZM13 203H14V201H13ZM21 203V202H20ZM102 203V202H101ZM99 204V205H102V204ZM44 204V203H43ZM45 204H48V203H45ZM1 205V204H0ZM5 205V206H6ZM13 205V204H12ZM17 206V205H16ZM18 207V206H17ZM19 209H20V207H18L17 208V212L19 211ZM1 210H3L4 211V213L5 212H9L10 211V214H9V216H4L3 215V213H2V211ZM111 210H114V209H111ZM120 210L118 211V212H120ZM115 211V210H114ZM115 212H117V211H115ZM20 213V212H19ZM94 213V212H93ZM121 213V212H120ZM119 213V214H120ZM14 213H13V210L12 209H5V208H0V218L2 219V218H6V220H7V223L9 222V223H11L10 221H8V219L9 220H14L15 219V217L17 216L16 214L15 215H13ZM145 214V213H144ZM100 216V215H99ZM90 219V218H89ZM3 220V219H2ZM16 220H18V219H16ZM117 220V219H116ZM4 221V220H3ZM19 221V220H18ZM91 221V220H90ZM93 221V220H92ZM104 221V220H103ZM107 222H108V220H106ZM109 221H111V220H109ZM122 221V220H121ZM25 222V221H24ZM113 222V221H112ZM158 222V221H157ZM15 223V222H14ZM26 223V222H25ZM103 223V222H102ZM105 223V222H104ZM110 224H111V222H109ZM109 223H108V225H109ZM4 224H6V223H4ZM3 224V225H4ZM17 224V223H16ZM67 224V223H66ZM107 224V223H106ZM129 224V223H128ZM6 225H9V224H6ZM15 225V224H14ZM46 225V224H45ZM49 225V224H48ZM105 225V224H104ZM103 225V226H104ZM9 226H12V225H9ZM17 226V225H16ZM24 227V226H23ZM28 227V226H27ZM9 229V228H8ZM83 229V228H82ZM79 234V233H78ZM3 235V234H2ZM5 237V236H4ZM76 237V236H75ZM1 239V238H0ZM10 239V242L7 244L6 243V239L5 240H1L2 241V244L4 243V252H2L3 253V256H1L0 257V260H4V262L2 263V262H0L1 264H5L6 262H7V264H10V262H13V261H15L14 259H17V258H15V257H17L19 254H18V252H16L15 253V257L13 258V257H11L10 258V256H11V253L9 254V258H8V255H7V253H6V250H7V248H14L15 246H14V244L12 243V240H13V238H8V234H7V240H9ZM16 240V239H15ZM5 241V242H4ZM0 245H1V243H0ZM14 246V247H13ZM85 246V245H84ZM5 247H7L6 249H5ZM18 247H19V245H18ZM61 247H63V246H61ZM18 249V248H17ZM0 250H2V249H0ZM11 250V249H10ZM15 250V248L13 249V251ZM56 250H59V249H56ZM16 251H18V250H16ZM64 251V250H63ZM1 252V251H0ZM88 252V251H87ZM56 253V252H55ZM67 253V252H66ZM65 253V254H66ZM83 253V252H82ZM87 254V253H86ZM1 255V254H0ZM58 255V254H57ZM59 256H62L61 254H59L58 256H55V255H53L52 257L54 258V257H57V259H59L60 257ZM64 256V255H63ZM59 257V258H58ZM86 257V256H85ZM85 259V258H84ZM6 261V262H5ZM9 261V262H8ZM58 261V260H57ZM15 262H17V261H15ZM54 263V261L52 260V264Z\"/></svg>","mask_w":264,"mask_h":264},{"label":"water","instance_id":"95a60500","mask_svg":"<svg viewBox=\"0 0 264 264\" xmlns=\"http://www.w3.org/2000/svg\"><path fill=\"white\" fill-rule=\"evenodd\" d=\"M88 3V2H85ZM96 7L92 10V22L98 26L99 32L93 38V36L82 27V24L88 23V15L87 12L81 14V19L78 22L74 17H70L67 13L71 12H63L57 13L53 9H44L42 11L43 18L47 24L56 28L60 32L65 34L92 40L100 37L105 30V16L103 12V8L95 2ZM78 7V6H77Z\"/></svg>","mask_w":264,"mask_h":264}]
</instances>
